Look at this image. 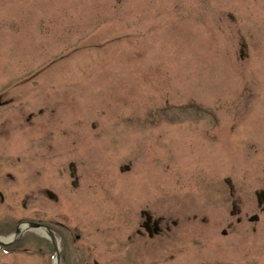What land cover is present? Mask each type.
I'll use <instances>...</instances> for the list:
<instances>
[{
	"label": "rangeland",
	"instance_id": "obj_1",
	"mask_svg": "<svg viewBox=\"0 0 264 264\" xmlns=\"http://www.w3.org/2000/svg\"><path fill=\"white\" fill-rule=\"evenodd\" d=\"M9 87L13 107L25 105L9 132L0 125V162L23 168L8 186L17 216L62 211L99 252L105 231L126 237L134 228L137 200L198 210L207 222L176 249H147L138 260L114 238L107 260L228 264L252 247L251 264H264L255 195L264 188V0H0V90ZM71 161L79 189L59 172ZM47 186L60 190L58 202L42 196ZM31 192L41 197L26 213L21 199Z\"/></svg>",
	"mask_w": 264,
	"mask_h": 264
},
{
	"label": "flooded vegetation",
	"instance_id": "obj_2",
	"mask_svg": "<svg viewBox=\"0 0 264 264\" xmlns=\"http://www.w3.org/2000/svg\"><path fill=\"white\" fill-rule=\"evenodd\" d=\"M13 87L15 88L16 85ZM13 87H9L5 91L4 89L0 90V106H9L7 109L0 111V125L3 124L8 127L7 132L10 131L12 122H15L17 117L23 118L21 114L18 115L17 113L24 111L25 108L22 105L18 109L13 107L16 103L13 90L10 89ZM23 99L20 98L19 101ZM35 115L31 112L27 121L32 120ZM18 165L20 164L11 165L0 162V191L4 192L3 198L0 194V258H7V264H22L33 258L39 264H55V262L58 264H111L107 257L111 258L114 238L119 239L120 246H126L138 260H141L140 253L142 255V253L148 251L147 249H176L178 244L191 240L193 234L191 230L194 226H199L194 225L195 222H199L200 225L207 222L206 213L202 211H161L155 206L151 209L150 205L146 206L143 201L137 200L135 203L137 209L134 211L135 216L133 217L134 228L125 233L127 234L126 237H121L118 234L114 236L112 232L105 231L102 239H104L106 247H103V251L98 252L99 246L91 241L96 239L93 234L88 232L82 224L80 231L75 232L72 230V226L65 222L66 218L62 211L46 214L42 212L39 216V209L37 208L35 215L32 213L17 216L16 200L8 186L23 179V168ZM30 170V167H24V171ZM59 172L66 178L71 176L72 181L75 179L77 189L81 187V173L76 165L69 164L68 170L60 169ZM29 174L30 176L33 175L32 173ZM48 180H50V177L45 174V181ZM56 191H54L56 195L53 199H50L47 193L48 188L42 190V196H47L52 202H58L61 198L59 196L60 190L56 188ZM32 193L24 195L25 198L21 199V206L26 213L31 211L29 209L30 202L39 201L38 198L41 197L40 193H34L35 196ZM145 208L148 209L147 213H144ZM259 208L261 212H264V204L260 205ZM239 210L241 212V209ZM76 216L78 220L79 216ZM93 222H96L94 218ZM25 223L38 224V227L24 229L26 228ZM90 225L92 224L90 223ZM118 233L121 234L122 231H118ZM196 233H199V231ZM70 243H72L71 246L74 245V248L68 247ZM244 251L247 253L243 256H247L248 262H250L253 256L252 248L248 247ZM121 258L122 262L129 263L130 258L127 253L122 255ZM241 259L243 258H239L234 264H239Z\"/></svg>",
	"mask_w": 264,
	"mask_h": 264
}]
</instances>
